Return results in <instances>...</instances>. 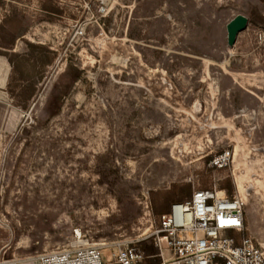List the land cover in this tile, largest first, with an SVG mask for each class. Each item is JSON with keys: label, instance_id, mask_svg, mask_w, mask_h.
Instances as JSON below:
<instances>
[{"label": "rangeland", "instance_id": "obj_1", "mask_svg": "<svg viewBox=\"0 0 264 264\" xmlns=\"http://www.w3.org/2000/svg\"><path fill=\"white\" fill-rule=\"evenodd\" d=\"M5 56L0 264L126 242L159 254L162 196L227 182L264 251L261 0H0Z\"/></svg>", "mask_w": 264, "mask_h": 264}, {"label": "built area", "instance_id": "obj_2", "mask_svg": "<svg viewBox=\"0 0 264 264\" xmlns=\"http://www.w3.org/2000/svg\"><path fill=\"white\" fill-rule=\"evenodd\" d=\"M227 160V154L219 156L215 165L225 166ZM244 209L240 196L229 197L216 187L172 204L155 234L160 264H264L260 245L242 235ZM147 258L139 246L126 242L52 250L40 264H144Z\"/></svg>", "mask_w": 264, "mask_h": 264}, {"label": "trees", "instance_id": "obj_3", "mask_svg": "<svg viewBox=\"0 0 264 264\" xmlns=\"http://www.w3.org/2000/svg\"><path fill=\"white\" fill-rule=\"evenodd\" d=\"M263 3H264V0H261ZM5 58L7 59L8 63L12 66V68L14 67V64L12 63V61L7 57L5 56ZM10 93L12 94V91H10ZM221 190H226L228 192L231 191V185L229 184V182H227L226 184H223L221 187H220ZM188 197L190 198V195L188 193V196H185V195H181L179 198H176L175 197V187L173 188V191L167 193V194H164L162 196V199H161V203H160V206H159V209L157 210V212L155 214H159V215H164V214H167L169 212V209H170V205L173 203V202H182L184 201V199ZM186 200V199H185ZM144 254L148 257L145 261L144 264H160V259L158 257V253L156 252V250H147L144 245H143V248L141 249ZM153 259V260H152Z\"/></svg>", "mask_w": 264, "mask_h": 264}, {"label": "crops", "instance_id": "obj_4", "mask_svg": "<svg viewBox=\"0 0 264 264\" xmlns=\"http://www.w3.org/2000/svg\"><path fill=\"white\" fill-rule=\"evenodd\" d=\"M11 68L12 66L8 63L7 59L0 57V112H17L14 107L5 101H12L13 99V96L10 93L11 88L9 82V70Z\"/></svg>", "mask_w": 264, "mask_h": 264}, {"label": "water", "instance_id": "obj_5", "mask_svg": "<svg viewBox=\"0 0 264 264\" xmlns=\"http://www.w3.org/2000/svg\"><path fill=\"white\" fill-rule=\"evenodd\" d=\"M247 23V18L238 15L227 24V45L229 47L234 46L238 34L246 29Z\"/></svg>", "mask_w": 264, "mask_h": 264}]
</instances>
